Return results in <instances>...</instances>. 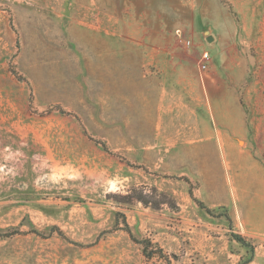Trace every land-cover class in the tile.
I'll return each instance as SVG.
<instances>
[{
	"label": "rangeland",
	"instance_id": "obj_1",
	"mask_svg": "<svg viewBox=\"0 0 264 264\" xmlns=\"http://www.w3.org/2000/svg\"><path fill=\"white\" fill-rule=\"evenodd\" d=\"M164 257L264 264V0H0V264Z\"/></svg>",
	"mask_w": 264,
	"mask_h": 264
},
{
	"label": "trees",
	"instance_id": "obj_2",
	"mask_svg": "<svg viewBox=\"0 0 264 264\" xmlns=\"http://www.w3.org/2000/svg\"><path fill=\"white\" fill-rule=\"evenodd\" d=\"M14 73V71H13ZM101 145L102 147L107 151V146L104 142H101ZM198 204L200 206H203L202 203H200L199 201H197ZM228 218V217H227ZM229 221H230V218H228ZM123 225L121 227H119L120 229H123L124 231H126L129 236L131 237V239L140 244L141 246V251L143 253V255L147 258H150V257H153L154 255H159L161 257H163V250L161 247H159L157 244L153 243L150 239L148 238H137L133 235L132 233V230L131 228L129 227V225L126 223V221H124L123 219ZM53 231H56L59 235L62 236V231L57 228V227H52L51 228ZM16 233V231H12L10 232L9 234H12V233ZM32 232H34L35 234H42L40 231L36 230V229H32ZM231 236L233 239H235L236 241L240 242L241 244L243 245H247V246H250V244L244 239V237H242V235L238 234V233H231ZM165 261H166V264H171V261H170V258L169 257H164ZM250 261V259H248L247 261H244L242 263H238V264H248Z\"/></svg>",
	"mask_w": 264,
	"mask_h": 264
},
{
	"label": "built area",
	"instance_id": "obj_3",
	"mask_svg": "<svg viewBox=\"0 0 264 264\" xmlns=\"http://www.w3.org/2000/svg\"><path fill=\"white\" fill-rule=\"evenodd\" d=\"M211 61V55L208 51H203L202 55H201V60L199 63V66L201 69H205L208 67V65L210 64Z\"/></svg>",
	"mask_w": 264,
	"mask_h": 264
},
{
	"label": "clouds",
	"instance_id": "obj_4",
	"mask_svg": "<svg viewBox=\"0 0 264 264\" xmlns=\"http://www.w3.org/2000/svg\"><path fill=\"white\" fill-rule=\"evenodd\" d=\"M110 190H112V191H116L117 190L116 187H115V184H112V187H111Z\"/></svg>",
	"mask_w": 264,
	"mask_h": 264
},
{
	"label": "water",
	"instance_id": "obj_5",
	"mask_svg": "<svg viewBox=\"0 0 264 264\" xmlns=\"http://www.w3.org/2000/svg\"><path fill=\"white\" fill-rule=\"evenodd\" d=\"M212 37L210 35L207 36V40L210 41Z\"/></svg>",
	"mask_w": 264,
	"mask_h": 264
},
{
	"label": "crops",
	"instance_id": "obj_6",
	"mask_svg": "<svg viewBox=\"0 0 264 264\" xmlns=\"http://www.w3.org/2000/svg\"><path fill=\"white\" fill-rule=\"evenodd\" d=\"M212 116L214 117V114H213V112H212Z\"/></svg>",
	"mask_w": 264,
	"mask_h": 264
}]
</instances>
